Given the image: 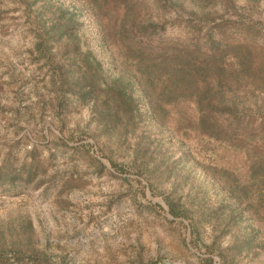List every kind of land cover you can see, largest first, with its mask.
<instances>
[{"label": "rangeland", "instance_id": "1", "mask_svg": "<svg viewBox=\"0 0 264 264\" xmlns=\"http://www.w3.org/2000/svg\"><path fill=\"white\" fill-rule=\"evenodd\" d=\"M194 2L185 9L198 15L187 17L201 35L225 34L228 61L245 50L244 35L257 37L261 71L239 91L240 107L264 122V0ZM60 4L76 10L101 83L117 73L101 43L107 20L82 0H0V162L40 164L34 181L0 180V264H264V149L203 134L183 104L162 128L147 119L134 136L99 134L73 50L50 38V49L35 48ZM183 24L168 23L165 36L184 35ZM141 140L152 156L134 152Z\"/></svg>", "mask_w": 264, "mask_h": 264}, {"label": "trees", "instance_id": "2", "mask_svg": "<svg viewBox=\"0 0 264 264\" xmlns=\"http://www.w3.org/2000/svg\"><path fill=\"white\" fill-rule=\"evenodd\" d=\"M82 1L99 17L100 23L101 19L107 20L100 25L101 43L110 48L116 76L101 83L102 61L94 56L80 34L76 10H69L63 4L51 17L46 31L49 37L38 38L35 48L40 53L50 49V38L54 42H65L63 49L73 50L75 80L81 84L83 97L94 101L99 134L116 140L129 132L134 136L136 127L147 119L162 128L163 117L183 104L187 109L193 107L194 123L203 134L232 143L249 142L256 151L264 149V122L257 123L253 115L244 112L239 93L241 89L245 93L246 89H251L261 71V50L254 47L256 36L244 35L242 47L245 50L228 61L230 43L221 36L225 34L218 36L211 29L201 35L200 27L196 28L197 24L193 23L195 18L187 17L198 15V11L185 9V0ZM193 1L203 8L216 2L229 4L231 0ZM183 16L187 20L182 21ZM182 22H185L184 35L165 36L168 23ZM187 26L192 30L185 31ZM72 62L68 63L72 65ZM61 70L60 84L66 80ZM150 132V129L145 130L142 134L145 136H139V140L151 138ZM254 133L258 138H253ZM146 150L142 140L136 143L137 155L140 152L147 157L150 153ZM258 156L264 157V152ZM258 162L254 159V163ZM39 167L35 156L25 159L19 171L8 161L0 162V180L21 176L25 181H34ZM170 211L174 216L179 215L173 206ZM207 261L213 260L208 258Z\"/></svg>", "mask_w": 264, "mask_h": 264}, {"label": "water", "instance_id": "3", "mask_svg": "<svg viewBox=\"0 0 264 264\" xmlns=\"http://www.w3.org/2000/svg\"><path fill=\"white\" fill-rule=\"evenodd\" d=\"M163 264H175L173 261H166L165 263Z\"/></svg>", "mask_w": 264, "mask_h": 264}]
</instances>
